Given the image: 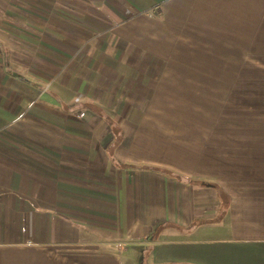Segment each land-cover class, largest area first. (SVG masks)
<instances>
[{"label":"crops","instance_id":"crops-1","mask_svg":"<svg viewBox=\"0 0 264 264\" xmlns=\"http://www.w3.org/2000/svg\"><path fill=\"white\" fill-rule=\"evenodd\" d=\"M58 5L0 39V264H264V0Z\"/></svg>","mask_w":264,"mask_h":264},{"label":"rangeland","instance_id":"rangeland-1","mask_svg":"<svg viewBox=\"0 0 264 264\" xmlns=\"http://www.w3.org/2000/svg\"><path fill=\"white\" fill-rule=\"evenodd\" d=\"M59 7L58 0H0V39L12 46L18 78L27 76L31 61L37 56V47H45L41 31L58 29L54 22H48L49 26H46L42 15L49 14L50 19L57 20L54 15ZM64 25L68 26L67 23Z\"/></svg>","mask_w":264,"mask_h":264},{"label":"trees","instance_id":"trees-1","mask_svg":"<svg viewBox=\"0 0 264 264\" xmlns=\"http://www.w3.org/2000/svg\"><path fill=\"white\" fill-rule=\"evenodd\" d=\"M118 133H119V132H118L117 128L114 126V134H115L116 137H119ZM121 139H122V134L120 133V141H121ZM136 168H138V169H141V168H147V169L156 170V171H158V172H162V171L170 172V171L163 170V169H160V168L147 167V166H141V167L136 166ZM170 175H171V176H175L176 174H175V173H171Z\"/></svg>","mask_w":264,"mask_h":264},{"label":"built area","instance_id":"built-area-1","mask_svg":"<svg viewBox=\"0 0 264 264\" xmlns=\"http://www.w3.org/2000/svg\"><path fill=\"white\" fill-rule=\"evenodd\" d=\"M84 116H85V114H84V113H82V114H81V117H84Z\"/></svg>","mask_w":264,"mask_h":264}]
</instances>
